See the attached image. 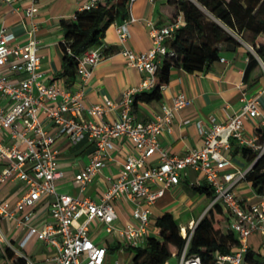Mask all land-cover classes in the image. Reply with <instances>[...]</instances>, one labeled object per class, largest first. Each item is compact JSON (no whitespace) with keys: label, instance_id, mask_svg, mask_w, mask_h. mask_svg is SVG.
I'll list each match as a JSON object with an SVG mask.
<instances>
[{"label":"built area","instance_id":"obj_1","mask_svg":"<svg viewBox=\"0 0 264 264\" xmlns=\"http://www.w3.org/2000/svg\"><path fill=\"white\" fill-rule=\"evenodd\" d=\"M0 1L10 4L13 0ZM22 1L25 2L24 16L30 24L28 38L16 41L14 33L4 25L0 27V163L3 165L0 183L19 179L27 189L17 199L14 208L10 209L8 203H0V218L14 219L16 212H21V219L16 218V224H27L35 203L42 196L50 195L48 213L51 221L42 228L28 224L19 245L24 246L30 237H36L52 246L54 251L45 258L46 264H105L106 249L91 239L89 224L94 221L102 223L106 233L116 234L129 247L143 245L149 236L150 205L165 190L177 184L181 175H185L186 169L191 167L199 171L205 183L211 186V204L222 206L224 214L229 216V229L239 241L230 252L216 253L212 264H242L244 253L250 247L248 238L257 234L264 240V190L258 193L253 189L258 200L249 205L235 192L237 184L248 182L247 174L256 159L264 154V137L261 138L258 132L247 135L244 129L245 119L259 117V128L264 131V113L258 97L242 90L241 106L236 113L223 120L209 116L206 123H198L202 137L200 147L189 148L181 155H171L160 145L158 136L168 128L174 113L189 103L188 97L183 92L176 93L170 103L161 104V113L146 120L136 119L131 114V106L133 95L150 89L157 67L164 58L173 55L164 41L180 25V16L163 26H156L147 20L152 44L145 51H134L127 46L128 25L137 18L130 14L121 23H115L118 42L127 64L143 71L144 78L139 85L124 91L117 101L103 96L98 103L85 104L81 89H71L61 82H45L40 46L35 36L36 0ZM133 1H127L128 13ZM101 2L103 0H78L77 10H91ZM103 51L100 43L76 56V76L80 86L102 59ZM254 55L264 68V57ZM219 59L226 62L223 57ZM114 108L120 111L119 119L105 121L104 117ZM80 115L86 118H80ZM61 136H66L72 143L87 139L94 144L89 162L74 175L81 189L104 166L105 155L113 146L112 139L128 137L136 153L125 157L118 175L98 201L80 198L56 190V180L62 172L58 168V151L54 143ZM231 141L255 153L246 168L237 167L224 154ZM154 155H157V161L149 163ZM116 199L134 204L133 222L122 226L113 223L117 213L112 201ZM141 200L144 205L140 204ZM83 216L84 219L79 221ZM193 228L194 225H190L181 234L186 242L178 256V264H203L198 255H188ZM6 248L20 256L24 264H34L13 246L0 226V250L9 260Z\"/></svg>","mask_w":264,"mask_h":264},{"label":"crops","instance_id":"obj_2","mask_svg":"<svg viewBox=\"0 0 264 264\" xmlns=\"http://www.w3.org/2000/svg\"><path fill=\"white\" fill-rule=\"evenodd\" d=\"M25 2L13 0L10 4L0 1V27L4 25L14 33L16 41H24L28 38L27 28L29 20L24 16ZM78 8V0H36L35 36L40 49L41 69L45 74V82H61L71 89H81L85 104L98 103L103 96H108L117 101L127 89L137 86L144 78L145 73L127 64L122 54V46L118 42L115 23L112 22L105 30L102 38L104 55L95 65L91 75L81 86L78 77L69 83L65 77L59 75L61 70L60 43L63 40L62 21H73ZM171 8L166 0H134L129 15L137 20L128 25L129 37L127 46L134 51H145L151 47L152 39L147 20L156 26L167 25L172 21ZM235 46L220 43L219 56L226 62L215 60L207 70L187 72L181 68H173L169 81L161 88V98L158 101H138L131 114L138 120L152 118L156 113H161L162 103H170L172 97L183 92L189 99V103L177 110L168 128L158 136L160 145L171 155H181L187 149L200 147L202 137L198 130V123H206L209 116H215L217 120H223L228 115L236 113L241 106V92L245 89L248 95L257 96L262 113H264V68L257 60V65L245 77V69L248 63L249 42L241 41ZM248 46V47H247ZM251 47V46H250ZM120 117L118 108H114L104 117L105 121H115ZM80 118H86L80 115ZM91 119L98 121L97 118ZM260 125L259 117H248L244 121V129L247 135L257 133ZM49 128V126H48ZM112 147L105 155V164L92 178L84 189L74 178L81 168L89 162L94 144L87 139L72 143L66 136L58 137L54 146L57 149L58 168L62 176L56 180V190L66 192L80 198H90L98 201L109 183L116 178L125 157L135 154L136 150L128 137L112 139ZM237 167L244 169L249 160L243 156L241 147L235 141H231L228 149L223 151ZM157 161V155L149 160V163ZM3 165L0 163V170ZM205 183L201 173L194 168H187L186 174H182L180 181L164 191L153 204L150 205L149 236H158L159 229L155 225L156 218L164 212L172 214L183 234L190 225H196L211 205L212 196H206L196 188ZM156 188L155 185L152 186ZM26 185L19 179L0 183V203H8L9 208H14L17 199L26 192ZM237 195L243 199L246 205L255 203L258 198L253 192L252 186L241 181L235 187ZM50 195L42 196L32 208V216L27 224H16V218L21 219V212H16V218L1 217L0 226L6 237L14 247L29 257L34 264H46L45 258L53 253L54 248L43 240L30 237L24 244L23 240L28 224L42 228L51 221L48 213V201ZM117 217L113 223L117 226L125 225L132 221L134 204L124 199L112 201ZM144 205V201H140ZM226 230L229 228V216L224 214ZM84 216L79 219L82 221ZM89 235L98 245L105 247V264H135L134 253L126 245L125 241L114 233H106L103 224L94 221L89 224ZM251 249L264 254V240L257 234L248 238ZM0 264H13L7 260L0 250ZM24 264V262L19 263ZM169 264V262H168Z\"/></svg>","mask_w":264,"mask_h":264},{"label":"trees","instance_id":"obj_3","mask_svg":"<svg viewBox=\"0 0 264 264\" xmlns=\"http://www.w3.org/2000/svg\"><path fill=\"white\" fill-rule=\"evenodd\" d=\"M128 0H103L96 8L75 12L73 21H62L63 40L60 43L61 70L59 75L69 83L76 76V56L89 47L102 43L106 28L112 22H122L128 16ZM171 8L172 21L180 16L181 23L164 44L173 55L164 58L153 76V86L133 95L131 110L138 101L152 102L161 98V88L169 81L173 68L187 72L207 70L211 63L219 59V44L235 46L234 34L247 39L259 57H264V0H166ZM257 65L252 52L248 53L245 77ZM260 137L264 131L257 129ZM243 156L253 160L255 153L241 147ZM246 180L260 193L264 190V154L256 159ZM206 196H212L211 186L206 183L196 188ZM225 218L219 203H213L193 228L188 242V255H198L203 264H212L216 253L230 252L238 244L231 229L223 230L221 222ZM158 236H147L143 245L130 247L135 264H168L170 256L179 254L185 245V238L169 212H164L155 220ZM5 254L13 264L23 260L9 248ZM242 264H264V254L250 247L243 256Z\"/></svg>","mask_w":264,"mask_h":264},{"label":"rangeland","instance_id":"obj_4","mask_svg":"<svg viewBox=\"0 0 264 264\" xmlns=\"http://www.w3.org/2000/svg\"><path fill=\"white\" fill-rule=\"evenodd\" d=\"M234 37L236 38V40L238 42H241V41H247V42H249L247 39H244L243 38L244 36L241 37L239 35L234 34ZM249 45H250V43H249ZM250 46L249 47L247 46V47L254 54L255 52H254L253 48H251L252 46L251 47ZM222 226H223V228L225 227V221H222ZM168 262H169V264H178V256H176V255L170 256L169 259H168Z\"/></svg>","mask_w":264,"mask_h":264}]
</instances>
